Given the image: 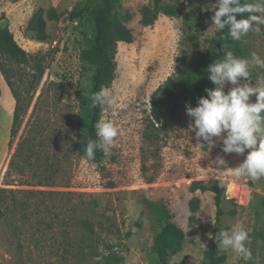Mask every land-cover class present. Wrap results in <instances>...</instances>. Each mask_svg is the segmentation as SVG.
<instances>
[{"label":"rangeland","instance_id":"1","mask_svg":"<svg viewBox=\"0 0 264 264\" xmlns=\"http://www.w3.org/2000/svg\"><path fill=\"white\" fill-rule=\"evenodd\" d=\"M103 1L0 0V28L12 31L29 59L23 65L0 54V264H107L108 256L120 264H160L153 246L162 223L152 206L166 207L185 234L169 264H202L216 206L213 193L190 187L217 180L230 183L219 232L242 224L252 259L231 249L218 253L227 264H264V178H238L213 164L222 156L235 168L247 153L225 154L222 143L198 147L186 113L194 100L169 103L160 124L150 117L158 90L168 82L188 84L210 57L217 0H161L170 14L161 12L151 26L142 22L143 9L155 0H120L116 16L134 38L116 47L115 78L105 87L115 103L102 114L119 136L101 163L76 150L92 103L93 68L81 52L94 44V14ZM50 8L61 17L47 22L49 38L41 42L27 26ZM260 27L239 40V58L256 52L264 59ZM249 71L240 85H264V68ZM194 197L201 205L192 214ZM217 243L216 237L218 250Z\"/></svg>","mask_w":264,"mask_h":264},{"label":"clouds","instance_id":"2","mask_svg":"<svg viewBox=\"0 0 264 264\" xmlns=\"http://www.w3.org/2000/svg\"><path fill=\"white\" fill-rule=\"evenodd\" d=\"M211 20L214 28H227L232 40L239 41L249 32H261L264 0H255L254 3L247 0H217ZM224 51V58L207 69L208 79L215 87L205 89L207 95L198 100L196 107L187 104L186 113L192 118L190 129L195 132L198 147H205L201 142H206L209 149L222 143L225 154L245 156L247 153L243 162L235 168H228L227 161L217 156L213 161L215 167L255 182L264 178V85L258 81L255 86L249 83L240 85V81L249 80L250 67L264 68V59L256 52L250 54V59H245L227 49ZM228 84L233 87L226 92L225 86ZM253 97L255 102H252ZM114 103L109 90L102 87L93 94L91 106L103 111ZM95 129L98 139L89 140L85 148L89 160L95 159L97 150L110 155L119 136L118 128L103 118L96 123ZM217 239V251L231 249L245 260L252 259V252L246 246L251 242L249 232L242 224L234 225L231 231H220Z\"/></svg>","mask_w":264,"mask_h":264},{"label":"trees","instance_id":"3","mask_svg":"<svg viewBox=\"0 0 264 264\" xmlns=\"http://www.w3.org/2000/svg\"><path fill=\"white\" fill-rule=\"evenodd\" d=\"M255 2V0H252ZM120 0H104L103 4L96 9L94 14L95 40L94 44L81 52V60L84 64L93 68V75L90 83L91 96L98 92L102 87L110 85L115 78L116 64L114 52L120 43L130 44L133 42V34L116 16V9ZM248 2V0H247ZM163 12L169 15L170 10L161 7V0H155L152 8L143 9V24L151 26L154 24L159 14ZM247 16V13L244 14ZM76 15L70 14L72 19ZM61 14L55 8L47 11L41 9L30 19L27 30L32 32L36 40L44 42L48 40L49 35L46 32L48 21H58ZM211 55L206 59L200 68L198 75L188 84L168 82L165 83L151 100L150 117L158 124L162 123L166 107L173 101L191 99L196 102L201 97L206 96L205 89H212L215 85L208 79V67L221 60L225 56L224 49L232 51L235 56H239V41H234L228 34V29L218 30L209 41ZM0 54L23 65L29 64L26 52L16 42L12 31L8 27L0 28ZM2 68L0 67V70ZM2 95L0 89V97ZM104 110L99 107L91 106L88 113L87 121L84 127V133L81 141L76 145V150L86 155L85 148L89 140H97L96 123L102 118ZM17 111H15V116ZM105 160L103 151L95 152L96 163ZM230 183L217 180L210 185H205L197 181H192L191 192H211L214 194V203L216 206V218L211 232V239L203 253L202 264H227L226 257L220 255L216 248V237L221 229L222 218L225 215L222 208L225 194ZM223 185V186H221ZM201 201L194 197L190 202V211L195 214L199 211ZM152 211L157 215L158 220L162 223V229L154 239L153 252L159 258L160 264H169L171 254L180 252L183 249L185 239L184 231L172 222V216L164 206H152ZM195 220L194 217L191 218ZM107 264H120L117 257L108 256Z\"/></svg>","mask_w":264,"mask_h":264},{"label":"crops","instance_id":"4","mask_svg":"<svg viewBox=\"0 0 264 264\" xmlns=\"http://www.w3.org/2000/svg\"><path fill=\"white\" fill-rule=\"evenodd\" d=\"M2 92V91H1ZM4 109H6V107H4ZM11 127V126H10ZM9 129H11V128H6L5 127V132H4V136H7V134L9 133ZM13 129V128H12ZM1 152V151H0Z\"/></svg>","mask_w":264,"mask_h":264}]
</instances>
